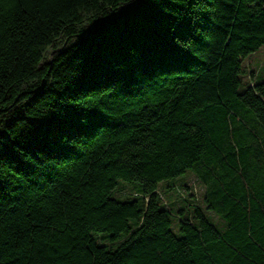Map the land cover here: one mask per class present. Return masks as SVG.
Masks as SVG:
<instances>
[{
    "label": "trees",
    "instance_id": "1",
    "mask_svg": "<svg viewBox=\"0 0 264 264\" xmlns=\"http://www.w3.org/2000/svg\"><path fill=\"white\" fill-rule=\"evenodd\" d=\"M262 46L264 0H0V264H264Z\"/></svg>",
    "mask_w": 264,
    "mask_h": 264
},
{
    "label": "rangeland",
    "instance_id": "2",
    "mask_svg": "<svg viewBox=\"0 0 264 264\" xmlns=\"http://www.w3.org/2000/svg\"><path fill=\"white\" fill-rule=\"evenodd\" d=\"M243 66L247 71V75L246 74L242 75L244 84L253 81L264 80V46H262L256 52L246 57L243 60ZM172 183L174 184L175 189L171 190L170 193L167 195L163 193V189L168 183H161L160 190L164 199L167 202L169 201L175 202L176 203L175 206L179 207V205L181 204L180 200L185 196L187 197L188 194L190 193H194L198 198V200L201 202L203 187L197 181L195 174L188 173L184 177L174 180V182ZM130 190H131V186L123 184L118 192V195L123 196V192H129ZM209 215L211 216L214 222L218 224L222 222L220 217L214 212L210 211Z\"/></svg>",
    "mask_w": 264,
    "mask_h": 264
}]
</instances>
